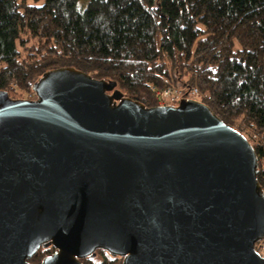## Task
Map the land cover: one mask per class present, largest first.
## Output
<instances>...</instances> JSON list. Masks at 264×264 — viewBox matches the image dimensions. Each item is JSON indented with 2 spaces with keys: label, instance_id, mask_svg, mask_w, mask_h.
Listing matches in <instances>:
<instances>
[{
  "label": "water",
  "instance_id": "95a60500",
  "mask_svg": "<svg viewBox=\"0 0 264 264\" xmlns=\"http://www.w3.org/2000/svg\"><path fill=\"white\" fill-rule=\"evenodd\" d=\"M0 92V264H264L249 141L202 102L146 107L72 67Z\"/></svg>",
  "mask_w": 264,
  "mask_h": 264
},
{
  "label": "trees",
  "instance_id": "16d2710c",
  "mask_svg": "<svg viewBox=\"0 0 264 264\" xmlns=\"http://www.w3.org/2000/svg\"><path fill=\"white\" fill-rule=\"evenodd\" d=\"M65 67L149 108L154 89L196 88L251 144L264 193V0H0V92L19 99L12 84L33 93L45 72ZM54 251L41 247L29 262ZM121 260L97 250L81 263Z\"/></svg>",
  "mask_w": 264,
  "mask_h": 264
},
{
  "label": "built area",
  "instance_id": "2783aa9c",
  "mask_svg": "<svg viewBox=\"0 0 264 264\" xmlns=\"http://www.w3.org/2000/svg\"><path fill=\"white\" fill-rule=\"evenodd\" d=\"M10 89L21 94L24 100H32L35 98L34 93L21 92L15 84L10 86ZM154 97L158 103V106L175 105L181 99H192L200 101L199 93L196 88L189 89L188 87H167L164 89H154ZM264 158V155L262 159ZM264 163V162H263ZM264 170V166H263ZM259 249L264 251V243L259 244Z\"/></svg>",
  "mask_w": 264,
  "mask_h": 264
},
{
  "label": "rangeland",
  "instance_id": "374dc122",
  "mask_svg": "<svg viewBox=\"0 0 264 264\" xmlns=\"http://www.w3.org/2000/svg\"><path fill=\"white\" fill-rule=\"evenodd\" d=\"M21 98H22V97H21ZM21 98H19V99H21ZM181 100H182V99H181ZM179 101H180V100H179ZM179 101H178V102H179ZM175 105H177V104H175ZM263 162H264V158L261 160L262 167L264 166V163H263ZM262 169H263V168H262ZM261 254L264 255V251H262Z\"/></svg>",
  "mask_w": 264,
  "mask_h": 264
},
{
  "label": "flooded vegetation",
  "instance_id": "af4514ba",
  "mask_svg": "<svg viewBox=\"0 0 264 264\" xmlns=\"http://www.w3.org/2000/svg\"><path fill=\"white\" fill-rule=\"evenodd\" d=\"M105 252V251H104ZM110 256V255H109ZM264 257V255H262ZM112 257V256H111ZM113 258H117V257H113ZM106 260H109V259H106ZM122 261V260H121ZM32 264V263H31ZM40 264V263H39Z\"/></svg>",
  "mask_w": 264,
  "mask_h": 264
},
{
  "label": "clouds",
  "instance_id": "9594fccd",
  "mask_svg": "<svg viewBox=\"0 0 264 264\" xmlns=\"http://www.w3.org/2000/svg\"><path fill=\"white\" fill-rule=\"evenodd\" d=\"M200 102V101H199ZM166 106H176V105H166Z\"/></svg>",
  "mask_w": 264,
  "mask_h": 264
}]
</instances>
